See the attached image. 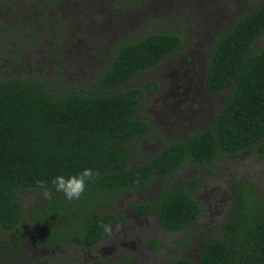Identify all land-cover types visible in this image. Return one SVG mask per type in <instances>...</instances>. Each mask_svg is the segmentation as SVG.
Wrapping results in <instances>:
<instances>
[{"label": "trees", "instance_id": "1", "mask_svg": "<svg viewBox=\"0 0 264 264\" xmlns=\"http://www.w3.org/2000/svg\"><path fill=\"white\" fill-rule=\"evenodd\" d=\"M263 33L264 3L216 35L205 85L212 94L230 91L207 127L185 140H165L152 157L140 155L137 140L159 133L140 114L159 85L142 87L136 79L185 46L175 30L119 42L89 83L36 75L0 79V264L14 259L24 231L39 246L78 238L83 247H95L106 236L102 225L117 218L107 207L156 177L160 188L135 203L136 210L155 212L169 230L194 223L202 212L196 189L203 181L199 173L175 179L181 168L201 169L221 155L252 149L264 155V47L254 50ZM84 168L97 175L80 199L55 190V176ZM234 187L235 204L219 234L205 238L198 260L178 256L169 264H264V197L254 184ZM32 189L49 196L27 207L21 195Z\"/></svg>", "mask_w": 264, "mask_h": 264}, {"label": "rangeland", "instance_id": "2", "mask_svg": "<svg viewBox=\"0 0 264 264\" xmlns=\"http://www.w3.org/2000/svg\"><path fill=\"white\" fill-rule=\"evenodd\" d=\"M264 0H0V79L36 75L64 83L90 80L115 46L154 31L175 30L185 46L138 76L142 87L156 81L140 114L159 131L139 139L142 157H152L165 140L187 139L208 126L231 86L212 94L205 85L210 48L216 35ZM264 47V33L254 50ZM199 173V218L181 231L169 230L155 212L141 214L135 203L149 199L160 177L123 193L107 207L117 214L111 233L93 248L78 238L55 247L39 246L29 231L13 260L3 264H169L181 256L198 260L206 237L217 236L235 204L234 183L254 184L264 197V155L256 149L221 155L201 169L187 164L175 179ZM46 191L21 195L25 206L46 200ZM159 241V244L154 243Z\"/></svg>", "mask_w": 264, "mask_h": 264}, {"label": "clouds", "instance_id": "3", "mask_svg": "<svg viewBox=\"0 0 264 264\" xmlns=\"http://www.w3.org/2000/svg\"><path fill=\"white\" fill-rule=\"evenodd\" d=\"M97 173L92 168H84L82 171L75 174H60L55 176L51 183L55 190L63 193L64 197L68 200H78L85 192L86 186L91 182ZM103 231L106 234L111 233V225L103 224Z\"/></svg>", "mask_w": 264, "mask_h": 264}]
</instances>
